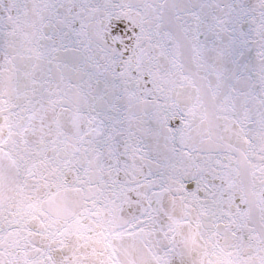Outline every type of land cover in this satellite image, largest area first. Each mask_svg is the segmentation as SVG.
Wrapping results in <instances>:
<instances>
[{
	"label": "snow or ice",
	"instance_id": "6c2138e0",
	"mask_svg": "<svg viewBox=\"0 0 264 264\" xmlns=\"http://www.w3.org/2000/svg\"><path fill=\"white\" fill-rule=\"evenodd\" d=\"M0 264H264V0H0Z\"/></svg>",
	"mask_w": 264,
	"mask_h": 264
}]
</instances>
